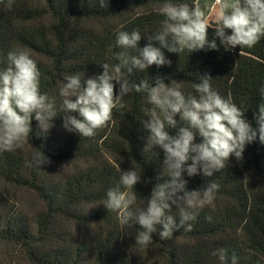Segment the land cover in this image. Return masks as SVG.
I'll list each match as a JSON object with an SVG mask.
<instances>
[{
	"label": "trees",
	"instance_id": "1",
	"mask_svg": "<svg viewBox=\"0 0 264 264\" xmlns=\"http://www.w3.org/2000/svg\"><path fill=\"white\" fill-rule=\"evenodd\" d=\"M163 2L106 0L107 7L101 8L99 0H0V68L7 65L10 50H27L41 73V93L59 110L64 77L79 73L87 79L102 74L100 63H117L118 30L139 29L138 47H144L149 43L147 35L160 29L164 17L158 8ZM214 27L210 25L207 37L216 40L217 49L181 53L162 49L169 65L134 69L127 78L137 84L145 78L153 83L156 77L169 84L175 80L182 82L185 95H198L193 83L208 74L212 87L225 98L231 95L256 127L254 114L264 87V38L251 48L225 49ZM113 83L118 94L119 84ZM124 105L88 138L62 126L64 113L53 118L47 133L40 131L33 117L32 132L22 147L14 153L0 152V247H13L9 264H220L212 255L219 248L227 249L229 258L235 253L238 264H264V144L258 137L246 146L241 160L231 156L226 167L211 177L183 173L187 191L212 181L219 185L213 202L190 222L191 231L181 228L164 240L153 234L148 246L136 244L137 229L123 228L118 214L102 204L106 191L119 180L120 170L134 167L142 174L134 187L139 199H147L166 177L157 180L163 151L153 149L156 156L145 152L150 133L144 127L143 121L149 119L144 109L151 107L147 93L133 91ZM176 119L178 127L183 126L179 116ZM167 130L174 136L178 128ZM194 142L202 138L197 134ZM33 148L50 163L41 169L30 167ZM70 164L74 168L66 172L56 168ZM8 186L34 195L40 209L31 213L10 200ZM139 199L134 208L142 207ZM171 214H178L175 205Z\"/></svg>",
	"mask_w": 264,
	"mask_h": 264
},
{
	"label": "clouds",
	"instance_id": "2",
	"mask_svg": "<svg viewBox=\"0 0 264 264\" xmlns=\"http://www.w3.org/2000/svg\"><path fill=\"white\" fill-rule=\"evenodd\" d=\"M99 4L107 7L106 0H99ZM158 12L164 19L158 31L147 35L149 43L144 47H138L142 38L139 29L118 30L116 46L121 50L115 54L117 63H100L102 74L87 79L79 73L66 75L59 89V110L46 93H41V73L27 50H10L7 65L0 68V152L14 153L22 147L32 132L33 117L40 131L47 133L53 118L64 113L62 126L67 131L92 137L112 119L114 109L124 108L126 96L133 91L147 93L151 107L144 109L149 119L143 123L150 133L145 152L156 156L153 149L163 151V170L157 180L166 179L154 185L147 199H139L134 187L142 181V174L134 167L120 170L119 180L107 189L102 202L108 212L118 214L123 228L137 229L135 242L145 247L152 242L153 234L164 240L181 228L191 231L190 222L215 199L219 188L215 181L187 191L183 173L211 177L226 167L231 156L241 160L246 146L257 137L264 144V87L260 89L262 102L254 114L257 126L253 127L231 95L225 98L212 87L213 79L208 74L193 83L198 95H185L182 82L173 80L169 84L161 77L154 83L147 78L138 84L130 82L127 77L134 69L145 71L152 65L159 68L171 63L162 49L171 53L217 49L216 40H208L210 25L200 0H164ZM213 19L215 36L225 49L251 48L264 38V0H226L219 4ZM113 81L119 84L118 94ZM177 116L183 126L178 127ZM169 128H178L176 135H170ZM197 134L202 138L200 143L194 142ZM46 163L50 161L44 153L33 148L28 165L41 169ZM138 199L142 207L137 209L134 205ZM172 205L178 209V222L177 215L171 214ZM206 219L211 221V217ZM212 255L220 264H227L229 259L230 264H238L235 253L229 258L225 248Z\"/></svg>",
	"mask_w": 264,
	"mask_h": 264
},
{
	"label": "rangeland",
	"instance_id": "3",
	"mask_svg": "<svg viewBox=\"0 0 264 264\" xmlns=\"http://www.w3.org/2000/svg\"><path fill=\"white\" fill-rule=\"evenodd\" d=\"M226 2V0H200L201 7L206 13V17L209 20L210 25L214 24V15L219 10V4ZM56 168L60 171H69L74 168V165H56ZM6 195L10 200H14L15 203H19L22 207H26L31 213H34L40 209V204L34 195L29 192L19 190L14 187H5ZM14 250L12 246L0 247V264H9L13 259Z\"/></svg>",
	"mask_w": 264,
	"mask_h": 264
}]
</instances>
